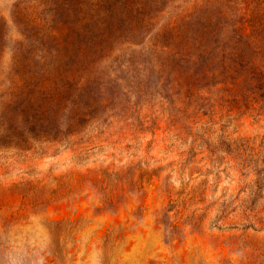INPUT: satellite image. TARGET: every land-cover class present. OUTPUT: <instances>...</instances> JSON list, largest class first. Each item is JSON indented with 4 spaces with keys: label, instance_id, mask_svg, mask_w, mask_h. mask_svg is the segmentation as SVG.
I'll use <instances>...</instances> for the list:
<instances>
[{
    "label": "rangeland",
    "instance_id": "374dc122",
    "mask_svg": "<svg viewBox=\"0 0 264 264\" xmlns=\"http://www.w3.org/2000/svg\"><path fill=\"white\" fill-rule=\"evenodd\" d=\"M40 1L0 0V264H264V115L201 111L188 130L185 87L166 90L158 35L207 0H169L97 63L115 114L27 138L12 83L42 60Z\"/></svg>",
    "mask_w": 264,
    "mask_h": 264
},
{
    "label": "trees",
    "instance_id": "16d2710c",
    "mask_svg": "<svg viewBox=\"0 0 264 264\" xmlns=\"http://www.w3.org/2000/svg\"><path fill=\"white\" fill-rule=\"evenodd\" d=\"M167 2L41 0V26L35 34L42 60L32 58L30 65L24 56L12 83L11 119L16 126H26L21 134L27 138L47 137L51 132V137L79 135L91 121H105L115 114L111 104L115 97L108 94V82L96 65L117 46L138 43L150 17ZM205 3L198 14L186 13L158 35L159 44L170 52L163 64L166 90L175 84L176 90L169 91L172 97L185 87L183 107L171 109L188 130L186 123L201 111L209 119L216 109L264 115V0ZM54 29L62 32L55 36ZM60 51L62 60L57 61Z\"/></svg>",
    "mask_w": 264,
    "mask_h": 264
}]
</instances>
